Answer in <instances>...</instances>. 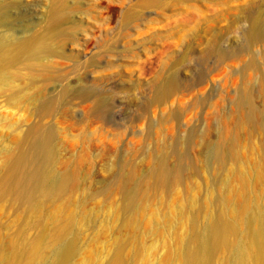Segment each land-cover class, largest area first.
Instances as JSON below:
<instances>
[{
    "label": "rangeland",
    "instance_id": "1",
    "mask_svg": "<svg viewBox=\"0 0 264 264\" xmlns=\"http://www.w3.org/2000/svg\"><path fill=\"white\" fill-rule=\"evenodd\" d=\"M8 1L0 15V33L19 37L40 21L53 0ZM69 6L77 9L71 17L79 23L62 47L67 56L92 57L100 41L92 38L98 28L129 24L116 50L95 57L101 69H87L84 77L110 104L113 119L105 123L90 101L67 96L46 118L56 131L58 170L70 173L72 184L46 204L37 226L30 224L24 209L0 202L1 256L11 258L13 243L33 239L40 227L64 217L72 218L70 228L77 237L71 264H116L118 245L126 264H176L184 205L206 223L220 211V197L230 211L242 194L254 204L264 201V38L250 44L245 37L255 17L264 21V0H78ZM55 62L61 64L58 73L74 86L71 62ZM173 67L178 68V85L156 98L154 82ZM19 84L28 97L36 93L26 79ZM57 86L49 84L43 92ZM243 91L251 94L254 122L237 103ZM8 94L0 93V173L7 151L36 120L28 101L17 107L6 104ZM220 141L231 148L217 162L209 151ZM161 153L169 166L184 155L185 170L168 186L156 187L148 179L135 221L127 222L115 183L118 170L141 178ZM59 207L65 209L63 216L57 214ZM221 256L216 254L215 264Z\"/></svg>",
    "mask_w": 264,
    "mask_h": 264
},
{
    "label": "bare ground",
    "instance_id": "2",
    "mask_svg": "<svg viewBox=\"0 0 264 264\" xmlns=\"http://www.w3.org/2000/svg\"><path fill=\"white\" fill-rule=\"evenodd\" d=\"M77 1H51L45 14L34 25L38 28L24 29L19 37L12 33H0V93L9 92L6 104L10 107L28 101L30 114L36 119L25 126L19 141L7 151L2 161L0 202H12L24 209L25 217L32 218V226L39 224L46 204L58 200L72 184L71 174L58 170L56 131L53 125L45 123L46 118L53 115L56 107L64 104L67 96L90 101L93 113L105 123L113 119L110 104L101 93L86 84L84 77L87 69H90V73L101 69L95 57H107L108 53L116 50L115 44L123 33L127 34L129 24L120 22L115 30L109 24L98 28L92 38L100 41L95 45L96 51L92 57L81 60L76 55L67 56L62 47L69 35L73 37L70 29L79 23L71 17L72 9H77L69 5ZM6 5H9L8 0H0V15ZM107 12L115 16L112 7H108ZM245 37L248 43L264 38V21L255 17ZM55 59L71 62V76L77 80L74 86H69L68 79L58 73L61 64H55ZM177 72V67L168 69L161 79L154 82L156 98L164 97L178 85ZM14 76L16 78L13 80ZM20 79H26L29 88H35L36 93L28 97L26 88L19 84ZM49 84L58 86L44 93V87ZM237 103L246 109L247 119L254 122L256 110L251 94L241 92ZM171 148L176 150L177 145ZM229 148L230 143L220 141L211 147L209 156L221 162L223 152ZM183 159L184 155H179L177 164L169 166L166 154L161 153L141 178H137L132 171L122 173L119 168L115 183L120 185V208L127 222L135 221L147 180H153L156 187L176 182L185 170ZM218 203L220 211L211 214L206 223L199 219L198 211L190 210L189 205H184L180 210L185 221L177 243L179 261L176 264H215L214 258L219 252L222 253L220 264H264V201L254 204L247 194H242L231 211L224 197L218 198ZM57 210L61 216L66 213L62 207ZM71 221L72 218L66 220L58 217L54 223L40 227L33 239L13 243L11 258H3L0 249V264H71L77 240L70 228ZM119 248L118 245L113 263L126 264L119 255ZM45 250L50 253V259Z\"/></svg>",
    "mask_w": 264,
    "mask_h": 264
}]
</instances>
